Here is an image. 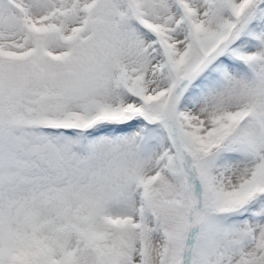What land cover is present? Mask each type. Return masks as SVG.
I'll use <instances>...</instances> for the list:
<instances>
[{
    "label": "snow or ice",
    "instance_id": "1",
    "mask_svg": "<svg viewBox=\"0 0 264 264\" xmlns=\"http://www.w3.org/2000/svg\"><path fill=\"white\" fill-rule=\"evenodd\" d=\"M0 264H264V0H0Z\"/></svg>",
    "mask_w": 264,
    "mask_h": 264
}]
</instances>
